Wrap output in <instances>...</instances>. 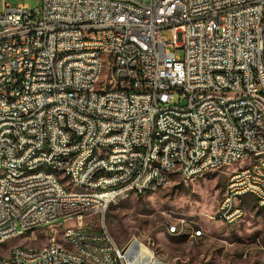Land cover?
Returning a JSON list of instances; mask_svg holds the SVG:
<instances>
[{
    "label": "built area",
    "instance_id": "built-area-1",
    "mask_svg": "<svg viewBox=\"0 0 264 264\" xmlns=\"http://www.w3.org/2000/svg\"><path fill=\"white\" fill-rule=\"evenodd\" d=\"M69 23L83 24V33H70ZM87 25L97 32L87 33ZM27 26H38L39 35L20 36ZM0 30H10L0 43V93L10 94V103L0 102V164L8 165L0 174V244L55 218H104L109 202L130 197L127 184L141 193L149 182L165 188L174 160H184V184L204 169L231 168L216 210L224 225L244 214L245 196L264 203V124L257 123L264 114V0H40L33 10L5 4ZM55 54L61 65H51ZM98 60H106V80L103 91L92 92ZM139 66H147V80ZM173 84H184L183 94H173ZM229 103L239 110L229 111ZM37 146L47 155H36ZM154 148L162 150L159 181L146 173ZM102 149L108 158H100ZM86 153L94 161H85ZM36 161L62 168L66 185L50 174L17 173ZM94 168L116 169V176L98 179ZM62 230L68 251L58 250L52 234L49 249L18 248L0 264H159L137 239L120 247L105 228ZM202 236L193 231L191 238ZM70 245L81 246L84 257L70 255Z\"/></svg>",
    "mask_w": 264,
    "mask_h": 264
},
{
    "label": "rangeland",
    "instance_id": "rangeland-1",
    "mask_svg": "<svg viewBox=\"0 0 264 264\" xmlns=\"http://www.w3.org/2000/svg\"><path fill=\"white\" fill-rule=\"evenodd\" d=\"M5 4L12 8L27 5L33 10L40 6V0H0V14ZM163 37L172 40L168 31L163 32ZM105 80L106 68L99 84ZM101 88L99 85L98 90ZM178 100L176 95L174 101ZM230 171L227 168L209 173L188 184L173 177L165 188L143 196L133 195L111 206L104 218L88 215L83 228L95 233L105 228L120 247L136 239L142 241L155 255L172 264H264V210L250 200L251 196L245 197L246 215L240 223L224 225L215 219ZM61 179L64 183L65 179ZM172 224L179 227V234L169 233ZM65 226L74 228L77 221L6 240L0 244V254H9L13 247L44 248L51 233H57L61 242ZM198 229L203 230L204 236L191 238Z\"/></svg>",
    "mask_w": 264,
    "mask_h": 264
},
{
    "label": "bare ground",
    "instance_id": "bare-ground-1",
    "mask_svg": "<svg viewBox=\"0 0 264 264\" xmlns=\"http://www.w3.org/2000/svg\"><path fill=\"white\" fill-rule=\"evenodd\" d=\"M69 31L70 33H83V24L77 23H69ZM97 32V25H87V33H95ZM39 35V27L38 26H27L20 27V36H36ZM10 38V30H0V43L1 41H5ZM95 53H104V46L95 45ZM65 56H73V48H65ZM62 63V54H55L51 58V65H61ZM106 68V60H98V69L97 74L93 76L92 82V92H101L103 91V83L99 84L101 75ZM137 75L140 76V80L148 79V68L147 66H139L137 67ZM215 76H223V69H215ZM102 88L98 90V86ZM184 92V84H173V94H183ZM0 102L10 103V94L9 93H0ZM239 110V103H229V111H237ZM257 123L264 124V114H257ZM12 124H19V117H12ZM62 133H69V126H62ZM114 149H124V142H114ZM36 155H47L46 146H37ZM109 157V149L100 150V158H108ZM162 160V150L161 148H154L152 158L146 162V173H150L151 181H159L158 174V162ZM85 161H94V153H86ZM184 169V160H174L169 166V171H167L168 185L171 183L173 177L177 178L180 183V171ZM37 172L50 174L55 179L57 185H66V178L64 177V173H62V168L55 166L54 164H45L43 161H36V167H28V166H17V173H27V175H37ZM216 172V168H208L202 170L200 175H197L194 181L197 178H200L206 174H211ZM8 173V165L0 164V174ZM61 176L65 179V182H61ZM116 176V169L113 168H94V177L98 179H107V177ZM3 188V175H0V190ZM156 190V182H149V185L143 186V193L140 192V186H136L134 184H127V192L130 193V196H143L147 193ZM81 185H72V193H80ZM119 202H109V209L111 206L116 205ZM257 205L261 208H264V203L256 202ZM236 212H243V205H236ZM245 214V211H244ZM244 214H239L238 217L235 218V222H232L230 225H234L241 221L244 217ZM221 218V211H217V215L215 219ZM69 218H55V223L53 222H43L39 227H37L36 232L39 230L47 229V228H61L64 223H67ZM77 226L72 228V232L74 233H86L87 229L83 228V224H81V220H76ZM182 223V221H180ZM184 222V221H183ZM68 227V226H65ZM201 231L202 229L194 230ZM181 230L175 224V231H169L170 234H179ZM52 234L55 240V244L58 245V250L68 251V233L66 230L61 231L62 241H58L57 233H51L47 237V245L41 249H33L27 247H13L11 252L8 254H0V261H8L11 256L14 254V250L26 249L28 251H44L51 247V239ZM27 235L26 233H9V235L3 236V242L9 240L11 238H15L18 236ZM193 237V232L191 234ZM195 239V238H193ZM140 241L137 240L136 243ZM146 252H153L150 248L146 246ZM70 255L77 257H84V249L79 245H70ZM154 262L159 264H172L171 262L165 260L164 258L155 255L153 252ZM92 264H101V262H92Z\"/></svg>",
    "mask_w": 264,
    "mask_h": 264
},
{
    "label": "crops",
    "instance_id": "crops-1",
    "mask_svg": "<svg viewBox=\"0 0 264 264\" xmlns=\"http://www.w3.org/2000/svg\"><path fill=\"white\" fill-rule=\"evenodd\" d=\"M247 196H251V195H247ZM247 196H245V197H247ZM245 197H244V205H245V203H246V201H245ZM250 200L253 201L254 204H256V206H257L258 208L264 210V208H261V207H259V206L257 205V203L255 202V200H254V198H253L252 196H251V199H250ZM244 211H245V214H244V217H245V215H246V205H245ZM244 217H243V219H244ZM243 219H242V220H243ZM242 220H241V221H242ZM241 221H240V222H241ZM240 222H239V223H240ZM237 224H238V223H237Z\"/></svg>",
    "mask_w": 264,
    "mask_h": 264
}]
</instances>
